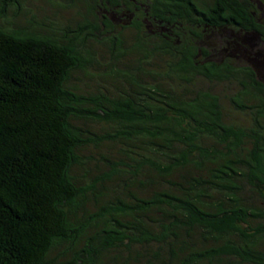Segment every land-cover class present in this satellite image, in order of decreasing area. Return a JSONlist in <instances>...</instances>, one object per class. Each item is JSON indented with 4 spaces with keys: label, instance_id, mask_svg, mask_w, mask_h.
<instances>
[{
    "label": "trees",
    "instance_id": "obj_1",
    "mask_svg": "<svg viewBox=\"0 0 264 264\" xmlns=\"http://www.w3.org/2000/svg\"><path fill=\"white\" fill-rule=\"evenodd\" d=\"M0 264H264V0H0Z\"/></svg>",
    "mask_w": 264,
    "mask_h": 264
},
{
    "label": "rangeland",
    "instance_id": "obj_2",
    "mask_svg": "<svg viewBox=\"0 0 264 264\" xmlns=\"http://www.w3.org/2000/svg\"><path fill=\"white\" fill-rule=\"evenodd\" d=\"M247 40H248V39H247ZM251 40H252V44H251V45H252L253 47L256 46L255 48H257V45H258V44H257V40H256V43H255V44H254V41H255V40L252 39V38L250 37V38H249V41H251ZM250 43H251V42H250ZM246 62H247V61H246ZM247 63H248V62H247Z\"/></svg>",
    "mask_w": 264,
    "mask_h": 264
}]
</instances>
